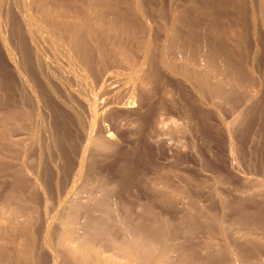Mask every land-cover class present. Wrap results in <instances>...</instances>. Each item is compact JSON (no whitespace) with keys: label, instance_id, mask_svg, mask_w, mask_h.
<instances>
[{"label":"bare ground","instance_id":"obj_1","mask_svg":"<svg viewBox=\"0 0 264 264\" xmlns=\"http://www.w3.org/2000/svg\"><path fill=\"white\" fill-rule=\"evenodd\" d=\"M152 1L0 0V88L7 93L6 114L0 120V152L8 161L2 172L13 180L9 197L17 199L13 207L7 205L9 210H0V242L10 240L13 246L6 257L10 264H261L260 256L248 254L228 237L226 222L209 212L192 205L193 213L177 221L156 213L151 197L142 202L133 194L126 179L132 172L129 165L123 167L125 180L116 182L118 191H114L116 185L109 187L111 181L103 179L88 187L89 180H85L89 147L112 146L106 142L111 133L105 131V141L94 135L96 129H102L106 118L117 122L147 108L146 83L156 75L150 68L155 44L159 64L194 85L199 98L207 94L230 101L236 96L233 102L241 103L243 85L239 83L250 84L242 67L243 54L218 67L207 55H200L191 66L193 61L179 53L184 40L179 33L183 17L177 0L172 4L170 0L167 11L165 6L159 8L161 36L155 39L154 20L145 5ZM246 1H216L235 11L238 23L230 35L240 44L247 34V7L253 27L264 35V0ZM186 42L191 46L194 40ZM172 46L179 53L174 60L168 54ZM123 75L126 81L113 86ZM225 83L228 90L223 88ZM105 95L116 100L125 96L127 101L118 99L111 106L103 103ZM162 111L157 113L162 116ZM49 116L53 119L46 125ZM244 116L238 110L233 121ZM149 120L145 137L150 142L169 132L160 117ZM233 147L232 162L236 159ZM122 153L117 155H127ZM161 180L155 183L158 188L154 185L155 193L166 203L180 190L174 193L167 180ZM16 189L24 195L16 196ZM230 201L221 198V207H235ZM260 215L261 211L242 209L232 222L250 226L241 239L253 245L254 252L260 247L255 244L260 241L252 238L259 227L262 231Z\"/></svg>","mask_w":264,"mask_h":264},{"label":"rangeland","instance_id":"obj_2","mask_svg":"<svg viewBox=\"0 0 264 264\" xmlns=\"http://www.w3.org/2000/svg\"><path fill=\"white\" fill-rule=\"evenodd\" d=\"M216 1L219 0L176 1L183 17V26H179V33L184 41L183 48H179V53L193 61L191 66L195 65V61L198 60L200 55H207L218 67L225 61L233 62V58L237 57L236 54H243L242 67L247 72L245 74L250 84L246 82L239 83V85H243L239 93V95L243 94V99L241 97L240 100L241 103L233 102L237 98L236 96H232L229 101L204 94L200 99L194 85L184 83L180 77L169 74L159 64L158 47L155 44L150 68L156 75L154 79L146 83V90L149 92L147 108H143L137 116L126 115L117 122L107 118L106 121H103L102 129L97 128L94 135L96 134L95 136L103 139L106 132L111 133L110 140H103L112 146H108V149L106 147L98 148L95 145L89 147L86 154V166L83 167V175L85 174L86 181L89 180L88 187L97 186L103 179L111 181L109 187H114L118 180L124 181L127 177L126 170L123 167L130 166L133 177L129 173V177L126 179L130 181V186H133L131 189L134 193H132H136L139 198L141 197L142 202L144 198L149 199L151 197L149 200L156 213L172 221H177L182 217L185 219L186 216L188 217L193 213L192 205L209 212L217 217L219 221L226 222L225 226L230 228L227 234L228 237L236 240L237 244L248 254L260 256L259 263L264 264V35L262 31L257 30L258 28L255 29L256 25L249 19L251 15L248 10L250 9L247 7V15H249L247 34L244 42H241V44L236 42L235 36L230 35L232 31L235 32L233 28L238 23L235 11L230 6L223 8L222 3L219 5L220 2L216 3ZM173 2L175 0H171V4ZM147 3L145 4L147 12L154 20L151 23L152 34L156 39L161 36L158 30L157 12L162 6H165L164 8L167 11L170 0H153L151 3ZM254 25L255 27H253ZM190 38L194 40L192 44L190 43L191 46L186 42ZM219 38L222 44L219 43ZM239 47H241V52ZM179 53L173 46L170 47L168 52L172 60ZM175 63H177L176 60ZM194 68L196 69L197 66H194ZM125 76H121V81L113 86H118L120 82L126 81ZM223 86L225 90L229 89V87H226V83ZM6 97V91L0 88V120L6 114L4 112L6 111ZM111 97L112 95H105L103 103L114 106L117 105L116 102L119 100L127 101L125 96H123V99L118 98L119 100ZM231 101L232 105L230 104ZM160 108H163L162 112L164 113L162 116L157 113ZM237 109L245 112V119L235 122L233 118H235ZM153 117H160L164 122V130L168 129L170 133L164 131L162 133L164 135L161 134L158 139L155 140L154 138L150 142L145 136L149 129L148 121ZM52 119L53 117L49 116L48 122H51ZM221 120H223V123ZM48 122L46 120V125H50V122ZM124 124H131V127H126ZM2 125L0 121V126L3 127ZM75 128L76 126L72 130L76 134L77 129ZM228 131L231 133L230 137L227 134ZM230 142L231 145H229ZM77 143L78 141L74 143L76 147L74 152H76ZM230 146H234L236 152H233V156L236 158L233 161L236 162L234 168V163L229 159ZM118 152L127 155L120 157L117 155ZM7 162V159L1 154V211L9 210L8 207H13L17 202V199L11 198V200L9 197L11 189L14 187L12 185L13 180L10 174L7 176L8 173L2 172L8 164ZM130 176L133 181L130 180ZM156 179L163 182L167 180L166 185L169 186V189H174V193L180 190L179 193H175L177 196L166 203L159 196L157 197L155 193V187L158 188V185L155 184ZM256 179L259 181H256ZM116 187L115 190L111 189L118 191L120 187L118 188L117 185ZM16 191V196L21 195L22 197L24 195L18 189ZM224 197L231 200L230 202L234 203L235 207L223 209L220 200ZM8 204L9 206H7ZM4 207H7V209H4ZM242 209L249 212L261 211L262 231L259 227L252 236L255 242L260 241V243H255L260 245L259 250L256 252L253 251V245L247 244L241 239L242 236L246 235L250 226H237L232 223L235 214ZM7 235L10 239L11 233L7 232ZM12 247L10 240L0 242V250H2L0 264L11 263V260H6V257L12 252Z\"/></svg>","mask_w":264,"mask_h":264}]
</instances>
